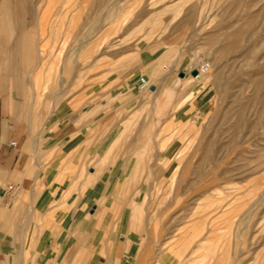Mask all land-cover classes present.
<instances>
[{
    "label": "rangeland",
    "instance_id": "obj_1",
    "mask_svg": "<svg viewBox=\"0 0 264 264\" xmlns=\"http://www.w3.org/2000/svg\"><path fill=\"white\" fill-rule=\"evenodd\" d=\"M141 77L175 87L158 117ZM124 129L142 159L128 202L145 214L123 264H264V0H0L6 215L10 185L78 199L79 181L59 178L93 170Z\"/></svg>",
    "mask_w": 264,
    "mask_h": 264
},
{
    "label": "crops",
    "instance_id": "obj_2",
    "mask_svg": "<svg viewBox=\"0 0 264 264\" xmlns=\"http://www.w3.org/2000/svg\"><path fill=\"white\" fill-rule=\"evenodd\" d=\"M151 86L156 87V90L142 91L141 94L148 92L149 97H157L156 117H158L173 100L175 87L166 89L155 83ZM126 89L134 93V87L130 90ZM91 114L90 110L86 116ZM30 123L33 128L35 124L32 121ZM113 133L109 150L105 152L107 157L94 161L93 170L87 169V163L90 162V159H87L80 162V166L72 173L73 176L59 178L63 182L68 179L79 181L81 190H78L80 194L76 190L80 196L78 199L71 200L74 193L71 186L65 188V194L58 200L56 197L49 200L39 194L35 199H29L27 184L24 183L21 184V189L15 192L11 201L12 208L6 215L4 193L0 195V264H13L14 256L18 257L17 264H123L125 262V256L130 254L135 244L132 234L144 232L135 230L131 225L132 218L137 217L134 211L139 209L128 202L130 195L138 191L134 185L137 182L136 176L141 173L142 159L136 154H129V152L139 153L141 150L139 146L127 143L128 140H125L129 135L127 129L118 131L115 136ZM132 133L136 134L137 131L133 130ZM62 134L68 135L66 128ZM139 142L137 140V143ZM127 155L132 156V159L135 157L136 164L128 161L122 164V160ZM8 157L12 167L15 156ZM107 160L111 161L110 166ZM22 161L23 159L16 165L17 169ZM65 163L67 162L63 163L66 167ZM10 170L6 179L12 175L13 178L15 177L12 168ZM138 183L141 185L140 181ZM99 184H103L105 188L97 190V194L95 190ZM85 190L87 191L84 193ZM141 192L142 186L139 188V193ZM91 202L97 204L95 213L91 212L92 215L87 216V212L82 211L86 210ZM121 236H125L126 246L125 254L118 263V245ZM69 247L72 249L67 257L65 253ZM31 255L35 259L29 261Z\"/></svg>",
    "mask_w": 264,
    "mask_h": 264
},
{
    "label": "built area",
    "instance_id": "obj_3",
    "mask_svg": "<svg viewBox=\"0 0 264 264\" xmlns=\"http://www.w3.org/2000/svg\"><path fill=\"white\" fill-rule=\"evenodd\" d=\"M150 86L151 85H149V83H148V81H147V79L145 77H141L139 79L137 87H138V90L140 92L149 90L151 88ZM13 145H16V143H13ZM6 190H7V195H8L7 200H9L14 195V192H15L16 189L14 188L13 185L12 186L10 185V186L7 187Z\"/></svg>",
    "mask_w": 264,
    "mask_h": 264
},
{
    "label": "bare ground",
    "instance_id": "obj_4",
    "mask_svg": "<svg viewBox=\"0 0 264 264\" xmlns=\"http://www.w3.org/2000/svg\"><path fill=\"white\" fill-rule=\"evenodd\" d=\"M209 66H210V64H207V65H204V66H201V67H197L196 69L199 71V75H200V77H201V75L203 76V74H205L206 72H208V68H209ZM191 73V72H190ZM193 76V75H192ZM194 77V76H193ZM195 78V77H194ZM195 80H200V78L199 79H196L195 78ZM149 83V85H151V83L150 82H148ZM149 90H151V88L149 89ZM149 90H147V91H149ZM152 91V90H151ZM144 92V91H143ZM14 195H15V193H14ZM14 195L12 196V198L10 199L11 201H12V199H13V197H14ZM134 215L135 216H137L136 218H132V222H131V225L132 226H134V227H137L140 223H141V219H137V218H139V215H140V213L138 212V213H134Z\"/></svg>",
    "mask_w": 264,
    "mask_h": 264
},
{
    "label": "water",
    "instance_id": "obj_5",
    "mask_svg": "<svg viewBox=\"0 0 264 264\" xmlns=\"http://www.w3.org/2000/svg\"><path fill=\"white\" fill-rule=\"evenodd\" d=\"M191 74L196 78L199 79L200 75H199V71L197 69H191ZM185 75V73H181V77H183ZM152 91L156 90V87L154 86H150Z\"/></svg>",
    "mask_w": 264,
    "mask_h": 264
}]
</instances>
